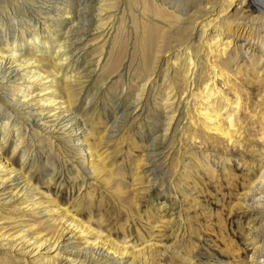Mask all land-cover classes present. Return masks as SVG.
<instances>
[{
	"label": "bare ground",
	"instance_id": "obj_1",
	"mask_svg": "<svg viewBox=\"0 0 264 264\" xmlns=\"http://www.w3.org/2000/svg\"><path fill=\"white\" fill-rule=\"evenodd\" d=\"M42 1L0 0V202L8 204L5 210L19 213L14 222L20 225L10 234L11 238L14 241L26 238L35 251L51 241L48 248L57 251L53 258H42V264H147L152 246L143 250L144 247L136 249L125 240L120 244L100 230L94 231L88 220L87 224L82 222L67 206L55 209L56 200L49 198L30 175L31 169L38 165L37 151L31 146H35L39 138L38 143L44 142L47 146V155L59 157L62 150L55 154V146L64 143V137L73 143L74 153L81 159L76 164L78 167L104 185L115 182L114 173L103 165L95 144L102 137L111 138L118 122H126L132 116L137 118L146 98L156 100L159 95L157 106L164 110L165 127L150 141L148 154L155 155L163 140L172 139L176 134L178 142L183 136L194 142L205 135L241 148L243 134L250 130L264 142V114L260 108L256 110L258 102L264 104L260 101L264 100V83L261 82L264 57L258 54L260 61L252 63L255 53L248 51V43L236 42L241 39L259 41L264 52V0H172L173 8L166 6L164 0H61L55 6ZM87 3L90 7L85 5ZM232 3L237 4L234 10L237 12L230 18L225 12ZM132 5L140 7L139 16L136 11L133 13ZM189 5L193 8L191 14L182 17L178 12L187 10ZM128 22L138 28L139 43L133 40L128 53L131 58L138 48L143 53L138 57L143 82L136 84L134 99L122 111L114 107L113 116L104 123V133L95 137L85 126L84 112L80 113L75 107L89 91L87 82L91 69L87 71L85 66L92 59L84 61L86 47L90 41L101 37L99 57L94 63H101L102 71L113 73L127 55L129 40H121L129 35ZM92 31L96 35L91 36ZM133 35L135 37L131 33ZM107 41H110V49L105 54ZM152 45L154 50L145 54L146 46ZM123 47L124 54L120 56L117 51L115 56L116 50L123 51ZM245 58L247 63H244ZM237 59H244L243 63L249 66L244 72L250 75L243 72L246 77H242L240 67L234 73L227 69V65ZM162 65L164 69H160ZM243 81L256 86L262 83L254 107L247 100ZM155 90L160 93L155 94ZM98 91L100 88L88 95L85 107L95 100ZM131 105L135 106L131 109ZM89 139L94 145L88 143ZM7 142L12 145L11 156L21 158L18 167L4 153ZM64 156L65 160L70 159ZM259 156L264 161V155ZM148 160H151L149 155ZM258 172L253 178L261 181L264 194V164H260ZM247 181L245 194L254 184ZM115 184L114 192L123 195L119 182ZM2 207L0 205V211ZM57 211L60 213L52 216ZM26 215L32 218V223L23 224L20 220ZM6 226L8 224L0 229ZM25 242L21 241V247ZM7 256L0 257V261ZM13 256L9 255V261L15 260Z\"/></svg>",
	"mask_w": 264,
	"mask_h": 264
},
{
	"label": "rangeland",
	"instance_id": "obj_2",
	"mask_svg": "<svg viewBox=\"0 0 264 264\" xmlns=\"http://www.w3.org/2000/svg\"><path fill=\"white\" fill-rule=\"evenodd\" d=\"M46 1L48 5L54 6L61 2V0ZM164 2L166 6L173 8L172 0L170 2L164 0ZM85 5L90 7L88 3ZM236 6L237 4L232 3L225 14L230 18L234 17L237 12L234 11ZM132 7L133 13L136 11V16H139L140 7L138 5ZM192 10V6L189 5L187 10L178 13L182 17H187ZM129 25L131 26V23L128 22L127 26ZM179 25L185 26L184 23ZM130 26L128 37L124 35L121 40H129L127 55L122 59L119 69L111 74L109 70L102 71L101 63H94L99 57L101 37L90 41L86 47L87 56L84 61L92 59L90 64L85 66L87 71L91 69L87 82L89 91L85 94V98L82 95V102L79 105L77 102L75 107L79 108L80 113L84 112L85 126H88L95 137H101L104 133V123L113 116L114 107L118 106L122 111L134 99L136 84L139 86L143 82L138 66L139 54L143 55V53H140L139 48L132 58L128 53L132 50V41H138L139 36V32L136 31L138 28ZM131 33L135 34V37L131 36ZM92 34L96 35V32L92 31L90 35L93 36ZM236 42L248 43V51L255 53L252 63L260 61L256 57L258 54L264 57L259 41L255 43L252 39L248 41L241 39ZM138 43L134 42L136 45ZM104 47L103 53L106 54L110 49V41H107ZM152 50H154L153 45L146 46L144 53ZM117 51H120L121 56L125 52V47L123 51L118 48L115 56ZM243 60L230 62L227 69L234 73L240 67L242 77L250 75L244 72L249 68L244 64L248 60L245 58L244 63ZM164 67L165 65H162L160 69ZM263 81L264 76L261 82L264 83ZM243 82L245 84L246 81ZM262 83L258 86L251 82L245 84L244 92H247V100L252 107L256 106L255 101L258 99L256 93ZM99 88L95 100L85 107L88 95ZM158 91L155 90V94ZM159 98L160 95L156 100L146 98L143 110L137 118L134 119L132 116L126 122H118L111 138L102 137L95 144L103 165L114 173L115 182L104 185L100 179L78 167L76 164L81 159L74 153L73 143L67 142L64 137L62 139L65 142L55 146V154L62 150L59 157L53 154L47 155L46 144L38 143L39 138H36L35 146H31L37 151L35 153L38 156L37 167L30 171L33 181L49 198L56 200L55 205L58 206L55 209L67 206L71 214L82 222L84 220L86 224L89 222L94 231L100 230L102 234H107L120 244L125 240V243L135 245L136 249L144 247L143 250L145 248L147 250L152 246L147 261L150 264H264V194L261 191V181L253 178L254 175H259L260 164H264L259 156L264 155V142L258 140L255 132L250 130L244 132L241 148L227 145L223 140H213L205 135H200L194 142L184 139L183 136L178 142L179 136L176 134L172 139L165 138L155 155L148 154L150 141L159 136L165 127L164 110L157 106L160 103ZM260 101L264 103L263 99ZM134 106L131 105V109ZM257 106L259 107L256 110L260 108L264 114V104L258 102ZM183 121L181 120V124H184ZM177 133L180 134L178 131ZM88 143L94 145L92 139H89ZM38 145L42 148H38ZM4 147L6 156L11 157L13 165L18 167L21 158L18 155L11 156V143L7 142ZM64 154L70 159L65 160ZM248 179L254 184L252 190L245 194ZM117 181L124 190L123 195L114 192ZM41 199L47 204L43 197ZM0 205L3 206L0 211V226L8 224L4 229H0V257L8 255L3 262L0 261V264H42V258H53L57 250L48 248L51 241L46 242L36 251L31 248L32 242L29 243L26 238L14 241L10 234L20 226L14 222L17 220L14 218L15 215L19 213L10 209L5 210L8 204L2 201ZM59 213L60 211H57L52 216H57L56 214ZM21 219L23 224L32 223L29 215ZM22 240L26 241L22 245L24 248L21 247ZM22 251H27L28 254ZM10 254L14 255L15 260L9 261Z\"/></svg>",
	"mask_w": 264,
	"mask_h": 264
}]
</instances>
